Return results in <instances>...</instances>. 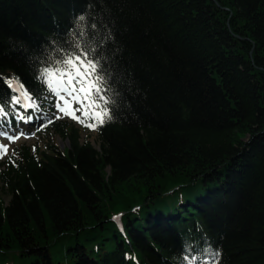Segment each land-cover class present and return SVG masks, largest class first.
Masks as SVG:
<instances>
[{
    "label": "trees",
    "instance_id": "obj_1",
    "mask_svg": "<svg viewBox=\"0 0 264 264\" xmlns=\"http://www.w3.org/2000/svg\"><path fill=\"white\" fill-rule=\"evenodd\" d=\"M83 53L111 118L0 162V264H264V0H0V134Z\"/></svg>",
    "mask_w": 264,
    "mask_h": 264
},
{
    "label": "snow or ice",
    "instance_id": "obj_2",
    "mask_svg": "<svg viewBox=\"0 0 264 264\" xmlns=\"http://www.w3.org/2000/svg\"><path fill=\"white\" fill-rule=\"evenodd\" d=\"M63 64V69L55 72L45 69L42 73L50 90L58 95L63 92L68 96V99H65L64 96L60 97L63 106L58 104L57 109L64 116H68L94 131L97 126L103 125L106 119L111 118L110 110L107 107L110 98L107 97L106 89L103 87L104 78L98 70L99 61L91 60L87 53H83L68 57L63 61ZM5 83L11 91L18 93V96L14 98L15 103L20 102L19 97L21 96L31 101L30 94L19 83L18 78H10ZM73 104H79L80 107L74 108ZM77 111L81 113L79 117L76 115ZM56 118L61 117L57 116ZM28 119L30 120L31 117ZM16 139H19V136L9 137L11 142H15ZM0 149L4 154H7V146L0 145ZM114 219H118V217H114Z\"/></svg>",
    "mask_w": 264,
    "mask_h": 264
},
{
    "label": "rangeland",
    "instance_id": "obj_3",
    "mask_svg": "<svg viewBox=\"0 0 264 264\" xmlns=\"http://www.w3.org/2000/svg\"><path fill=\"white\" fill-rule=\"evenodd\" d=\"M53 92V91H52ZM53 96L52 98L47 101L48 104L51 105V107H53V112L51 113L52 115L49 114H44L46 112V110L42 111V114H36V118L38 120V122L33 126L28 125L27 122H25V120H28L27 117V113L24 112H20V115H26L24 118L25 120H23V122L21 120H19V124L14 127V128H10L9 130H3L1 131L0 136L2 137V139L0 140V145H4L7 146V154L3 153V150L0 149V162H2L6 156L8 154H10L13 149L15 148V146L18 144H26L29 145L32 148L35 149H40L41 151H44L47 149V143L49 142L46 134L44 133L43 129L50 124L49 121L53 122V121H69L72 124L76 125V128L80 129V134L82 137V141H89L93 146L98 147V136L96 133L94 132H90L89 130H86L83 126H81L78 122H76L75 120L71 119L68 116H64L63 113L59 112L57 109V105H61L63 106V101L61 100V96H64L65 99H68V96L66 93L61 92L59 95L55 92H53ZM27 103L29 105V107L34 108L35 105L33 103V101H29L27 100ZM74 108H79L80 105L79 104H73ZM48 108V107H47ZM41 112V111H40ZM2 115L7 116V111L0 109V117ZM76 115L79 117L81 115V113L79 111L76 112ZM60 116L61 118L57 119L56 117ZM19 136V139H16L15 142H11L9 140V137H16ZM59 143L62 145V147L66 148L69 145V142L66 140H59ZM0 194H2L0 192ZM8 200V198H6Z\"/></svg>",
    "mask_w": 264,
    "mask_h": 264
}]
</instances>
